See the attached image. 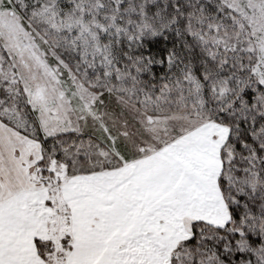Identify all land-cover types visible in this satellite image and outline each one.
<instances>
[{
  "label": "snow or ice",
  "instance_id": "snow-or-ice-1",
  "mask_svg": "<svg viewBox=\"0 0 264 264\" xmlns=\"http://www.w3.org/2000/svg\"><path fill=\"white\" fill-rule=\"evenodd\" d=\"M0 264H264V0H0Z\"/></svg>",
  "mask_w": 264,
  "mask_h": 264
}]
</instances>
